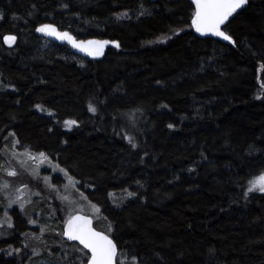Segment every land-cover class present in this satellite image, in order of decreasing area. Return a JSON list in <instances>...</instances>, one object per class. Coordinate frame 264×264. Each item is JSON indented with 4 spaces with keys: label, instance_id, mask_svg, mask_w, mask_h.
<instances>
[{
    "label": "trees",
    "instance_id": "16d2710c",
    "mask_svg": "<svg viewBox=\"0 0 264 264\" xmlns=\"http://www.w3.org/2000/svg\"><path fill=\"white\" fill-rule=\"evenodd\" d=\"M63 2L69 10H60ZM141 3L153 15L138 18ZM250 5L231 25L236 49L193 34L188 0H0V80L19 89L0 91V129L18 131L23 145L62 165L79 161L75 174L83 186L77 188L101 207L93 225L109 232L104 216L118 225L110 233L118 246L149 256L158 251L169 264L181 254L183 264H264V199L243 196L248 181L264 172V99H255L264 97V61L252 55L264 49V0ZM125 11L130 19L117 20ZM41 22L121 47L87 60L37 37L34 26ZM180 28L179 36L172 34ZM6 34L17 36L13 49L1 43ZM90 100L96 115L87 109ZM36 104L54 115L37 111ZM11 114L16 121L9 122ZM67 119L79 127L68 131ZM125 134L139 147L133 149ZM132 191L141 195L111 198ZM48 205L41 206L43 215ZM13 223L15 232L9 229L0 247L35 246L22 238L26 220L13 215ZM46 234L47 246L36 243L45 246L43 255L29 262L21 260L26 250L16 257L0 253V264H68L65 254L72 252Z\"/></svg>",
    "mask_w": 264,
    "mask_h": 264
},
{
    "label": "snow or ice",
    "instance_id": "6c2138e0",
    "mask_svg": "<svg viewBox=\"0 0 264 264\" xmlns=\"http://www.w3.org/2000/svg\"><path fill=\"white\" fill-rule=\"evenodd\" d=\"M191 5L194 6V11L191 16V22L189 27L198 34L200 38L210 39L219 38L222 41H226L233 48L239 49L240 44L230 33L231 25L236 17L241 13V10L250 7V0H191ZM60 10L66 11L70 9V3L63 2L60 4ZM32 8L35 9L36 5L33 4ZM31 16L32 13L30 12ZM153 11L150 8L145 7L143 3L138 6V18L151 16ZM77 18L79 15L77 14ZM129 18L128 12L116 13V19L121 20ZM5 19V13L0 11V21ZM13 20L19 19L17 16L12 17ZM25 23H28L25 20ZM36 33L42 36L52 37L63 43H67L73 49L78 52L84 53L89 57H100L104 55V48L110 43L116 48L120 49L121 45L117 41L109 40H94V39H78L70 31L61 30L54 23L41 22L38 26H34ZM172 34L179 36L184 31L183 28L179 30L172 29ZM17 41L16 35H5L3 37L4 44L12 48ZM253 56L260 57L264 61V49L252 51ZM83 67V65H81ZM264 68V62L260 65ZM39 83H45V81L39 80ZM157 84L162 82L157 80ZM118 86L114 91L119 92ZM264 88V83L261 84ZM11 89L13 92L19 91V89L12 84H4L0 80V91H8ZM257 100L264 99L257 95ZM19 103V100H17ZM35 108L40 112H47L48 116H53L54 113L44 108L42 104H36ZM161 108L171 111L168 104H162ZM87 109L93 115H96L99 111L97 106H94L90 100L87 105ZM136 111H140L137 109ZM15 114H11L8 117L9 122L16 121ZM113 119H117V116H113ZM59 122V121H58ZM64 126L68 131H71L72 127H79V122L75 119H67L63 121ZM169 129H175L173 123L167 125ZM50 132L53 129H48ZM115 131V129H114ZM0 133H4V129H0ZM126 139L133 149L139 147L135 142V138L132 135L125 134L122 136ZM0 141H3V145H0V154L6 158L11 157V160H15L19 165V168L12 167L10 161L6 163H0V210H2V216H0V238L6 237L9 233L6 231L12 229L15 232V225L13 223V215L22 216L26 219L27 224L36 226L39 229V234L36 232H24L22 233L26 239L35 240L38 243H45V233H51L53 236L59 237L60 242L58 247L63 249L65 246L72 252L71 256L65 254V259L68 260V264H169L168 258L158 251L153 250L151 256L141 253L138 248H124L118 246L119 238L113 236L110 233H114L118 229V225H114L107 216L103 218L108 221L109 232L97 231L93 227V219L99 216L101 213V207L97 203H92L83 192H79L77 185H82L81 180L76 178L75 169L79 168V161H66L63 165L58 159H54L45 151L39 149L31 150V145H23L19 138L18 131H8L0 135ZM67 144V141H64ZM18 147H24V152H17ZM255 149L252 148L251 151ZM251 154V153H250ZM147 155V153H145ZM23 157V159H18ZM206 159V157H205ZM31 162V164H29ZM47 166L51 168L53 172H58L62 175L66 181L63 185L53 183V177L50 175L41 176L39 168L41 166ZM21 169L26 172L32 179L37 181V186L42 180L45 186V190L48 196L45 197L44 191L38 190L31 191L29 184H23L21 186H14L13 181L17 180L21 175ZM193 171L195 169H192ZM179 179V177H177ZM142 188L143 185L139 181L136 182ZM88 187L93 189L97 188L96 184H90ZM79 193L78 197L70 198L69 193ZM111 195V194H109ZM141 194L132 191L127 192L128 198H136ZM31 196L41 197L40 203H43L45 199L59 200L63 207H55L52 209V215L49 219L56 220L55 212L63 211L65 213L62 217L61 224L48 225L42 224L37 219L32 218V215L28 212V205L32 204ZM244 199L246 201L250 199H264V172L258 174L254 178L248 181V185L243 192ZM14 206L19 209V212L13 211V214L9 213V210L14 209ZM122 205H116L121 207ZM89 207L93 211V215L85 214V208ZM23 222V221H22ZM59 229V230H57ZM75 242V243H71ZM22 250L24 256L21 260H28L31 262L33 256H41L42 252L38 251L36 247L30 246L29 243L23 244V249L13 247L8 242V247H0V253L7 257L20 256ZM30 253V254H29ZM49 255H52L49 252ZM5 264H15V260L6 261ZM175 264H183L182 254L180 259H175Z\"/></svg>",
    "mask_w": 264,
    "mask_h": 264
},
{
    "label": "rangeland",
    "instance_id": "374dc122",
    "mask_svg": "<svg viewBox=\"0 0 264 264\" xmlns=\"http://www.w3.org/2000/svg\"><path fill=\"white\" fill-rule=\"evenodd\" d=\"M16 151L22 153L25 150L24 151H21L19 149H16ZM18 159H23V157H18ZM7 161H10L12 167L19 168V165L16 163L15 160H11V157H7L6 158L4 155L0 154V163H6ZM29 164H31V162H29ZM39 172H40V175L41 176H44V175H50L52 177L55 176V175L59 176L61 178V182L59 183V185H61V186L63 185V183H66V181H65V179H64V177L62 175H60L58 172H53L52 169L51 168H48L46 165L45 166H41L39 168ZM23 184H29L32 192L37 191L38 190V187H39L40 190H43L46 193L45 197L48 196V193L45 190V186L43 184V181L41 180L39 182V186H37V181L34 180V179H32L26 172H24L21 169V175H20V177L17 180H14L13 181V185L14 186H21ZM69 195H70V198H72V197H78L79 196V193L78 192L77 193H69ZM117 197L120 200H123V199H125L127 197V194L126 193H123V195H121V196H119V195H113L111 198H112V200H114ZM31 200L33 201V203L30 204V205H28V212L29 213L31 212L30 214L32 215V218L37 219L39 221L40 218L43 217L44 219H43V223L42 224H48V225H53V226L56 225V224H61V226H62V219L61 218L64 217V215H65V213L63 211H56L55 212V216L57 218L56 220L49 219V216L52 215V209L54 207L52 208L51 206H49L47 202H49L50 204H53V200L46 199V200H44L43 203H40L39 201L41 200V197H36V196H31ZM55 201L59 204L60 207H63L60 204V201L59 200H55ZM44 205H48L47 207H48L49 210H48L47 213H44V215H43V212L44 211H43V208H41V206H44ZM14 209H17L18 212H19V209L16 208L15 206H14ZM14 209L9 210V213L12 212ZM85 214H88V215L92 216L93 215V211L89 207H86L85 208ZM0 216H2V210H0ZM99 216H100V214H99ZM99 216H96L94 219H99L100 218ZM22 219H24V218L22 217ZM94 219H93V221H94ZM24 220H26V219H24ZM25 225H26V231L25 232H29V233L36 232L37 234H39L38 227L29 225V224H27V222H26ZM8 230H6V231H8ZM57 230H59V229H57ZM0 231H5V230H0ZM46 236H47V234L45 233L44 239H45ZM50 236L52 238H56V239L58 238L59 239V237L53 236L52 234H50ZM24 237L25 236L22 235V238H24ZM5 239H10V235L8 234L6 237L0 238V240H5ZM27 240H29V239H27ZM30 241H32L33 243H35V242L38 243L35 240H30ZM36 243H35V246L34 247H36L37 250L40 251V252H42V248H45V246H47V245H45V243H41V244H43L45 246L40 248V246H38ZM47 243L48 242L46 241V244ZM23 244L24 243H21L22 246H23ZM38 244H40V243H38ZM33 257H39V256H33Z\"/></svg>",
    "mask_w": 264,
    "mask_h": 264
},
{
    "label": "water",
    "instance_id": "95a60500",
    "mask_svg": "<svg viewBox=\"0 0 264 264\" xmlns=\"http://www.w3.org/2000/svg\"><path fill=\"white\" fill-rule=\"evenodd\" d=\"M148 1L154 2V1H156V0H148ZM188 1H189V3L191 4V0H188ZM191 6L193 7V11H194V6H193V5H191ZM190 22H191V20H190ZM192 31H193V34H194L197 38H199V39H205V38H200V37L198 36V34L194 32L193 29H192ZM6 35H9V34H6ZM12 35H14V34H12ZM35 35H36L37 37L42 38V39H45V40H47V41H49V42H51V43H54V44H57V45H61V46H66V47L72 52V54L77 55V56H80V57H83V58H85V59H87V60H100V59H102L103 56H104V55H103V56L96 57V58L89 57V56L85 55L84 53H81V52L76 51L75 49H73V48H72L70 45H68L67 43H63V42H61V41H59V40H56V39H54V38H52V37L42 36L41 34L36 33V32H35ZM4 36H5V35H4ZM4 36H3V37H4ZM3 37L1 38V43H2V45H3L6 49H13V48L15 47V45L17 44V41H16V44H15L12 48H9L8 45L4 44V42H3ZM91 39H94V40H102V39H96V38H91ZM210 39L217 40V41H219V42H221V43H224V44H228L226 41H222V40H220L219 38H210ZM109 41H110V40H109ZM228 45H229V44H228ZM108 48H115V47L110 43L109 45H107V46L104 48V54H105V52H106V50H107ZM93 227H94V225H93ZM94 228H95V227H94ZM95 229H96V228H95ZM96 230H97V229H96ZM97 231H99V230H97ZM71 243H75V242H71Z\"/></svg>",
    "mask_w": 264,
    "mask_h": 264
}]
</instances>
